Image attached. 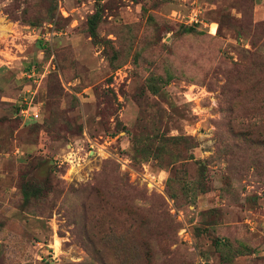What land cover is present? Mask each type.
<instances>
[{
	"label": "rangeland",
	"instance_id": "rangeland-1",
	"mask_svg": "<svg viewBox=\"0 0 264 264\" xmlns=\"http://www.w3.org/2000/svg\"><path fill=\"white\" fill-rule=\"evenodd\" d=\"M0 264H264V0H0Z\"/></svg>",
	"mask_w": 264,
	"mask_h": 264
},
{
	"label": "trees",
	"instance_id": "trees-1",
	"mask_svg": "<svg viewBox=\"0 0 264 264\" xmlns=\"http://www.w3.org/2000/svg\"><path fill=\"white\" fill-rule=\"evenodd\" d=\"M97 17V14H94L90 20V32L94 36L95 35V23L94 19ZM21 192H22V197L24 198V201L26 204L30 203L32 199H36L37 197L41 195V190L38 186L32 185V184H22L19 186Z\"/></svg>",
	"mask_w": 264,
	"mask_h": 264
},
{
	"label": "built area",
	"instance_id": "built-area-1",
	"mask_svg": "<svg viewBox=\"0 0 264 264\" xmlns=\"http://www.w3.org/2000/svg\"><path fill=\"white\" fill-rule=\"evenodd\" d=\"M33 74H34V70H31V74H28L27 76L30 77V76H33ZM32 93L33 92H31V94ZM19 113L24 119L25 118H27V119H35V118L39 117L38 111H32L30 109L29 105L26 106V103L20 106Z\"/></svg>",
	"mask_w": 264,
	"mask_h": 264
}]
</instances>
